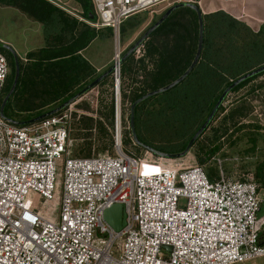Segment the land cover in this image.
<instances>
[{
  "label": "built area",
  "instance_id": "2783aa9c",
  "mask_svg": "<svg viewBox=\"0 0 264 264\" xmlns=\"http://www.w3.org/2000/svg\"><path fill=\"white\" fill-rule=\"evenodd\" d=\"M43 1L73 16L70 0ZM169 1L91 0L90 25L111 29L115 41L116 104L121 24ZM9 74L0 53V104ZM116 113L114 156L88 158L71 156L70 111L25 125L0 114V264H242L264 256L253 171L225 174L218 160L210 180L185 162L189 153L165 159L144 150L140 159L122 150ZM113 205L123 206L120 232L104 221Z\"/></svg>",
  "mask_w": 264,
  "mask_h": 264
},
{
  "label": "trees",
  "instance_id": "16d2710c",
  "mask_svg": "<svg viewBox=\"0 0 264 264\" xmlns=\"http://www.w3.org/2000/svg\"><path fill=\"white\" fill-rule=\"evenodd\" d=\"M72 1L80 8L79 18L83 21L67 15L43 0H0V7L18 10L28 19L38 23L45 41L42 48L25 56V63L18 58L20 75L15 91L5 106V116L27 113L36 114L32 115V118H35L42 115L46 112L40 113L41 110L50 106L55 109L104 73L98 74L81 55L101 32L90 25L96 23L91 0ZM133 18L130 17L121 24L119 39L128 30L139 26V22ZM202 18L203 49L194 70L181 84L167 92L166 98H163L164 95L150 98L139 104L134 111L136 117L137 114L155 110L156 124L160 127L166 126L178 134L176 144H172L175 148L178 147L177 150L164 154L182 152L209 115L221 93L239 77L264 65V25L253 34L244 24L223 12L203 15ZM104 30H107V36L113 34L111 29ZM220 39H223L222 43L218 42ZM197 41L196 14L188 8L171 13L145 41L144 53L141 59L136 61L140 66L138 73L141 69L145 70L148 63L151 71L145 74L148 88L135 97L134 101L148 93L146 89L155 91L178 79L191 64ZM0 53L5 55L10 67L3 92L4 98L12 85L15 67L9 52L0 49ZM133 56L120 65V72L132 70ZM255 59L258 61L255 62ZM263 75L264 72L242 82L233 88L231 93H236ZM191 85H196L193 92L189 89ZM203 90L207 91V101L202 104L199 99L201 100L200 93ZM154 100L157 103L155 109ZM223 110L220 106L212 122ZM246 116L244 108L239 107L231 110L225 120L237 122ZM220 131V128L213 130L216 136L214 141L219 138ZM251 142L254 146L255 141ZM251 150L253 151L254 147ZM254 174L260 192L264 189V161L256 167Z\"/></svg>",
  "mask_w": 264,
  "mask_h": 264
},
{
  "label": "rangeland",
  "instance_id": "374dc122",
  "mask_svg": "<svg viewBox=\"0 0 264 264\" xmlns=\"http://www.w3.org/2000/svg\"><path fill=\"white\" fill-rule=\"evenodd\" d=\"M183 2H190L197 6L198 4L211 6L218 2L216 6L225 9L231 15H233L231 7L238 5L240 11L238 16L234 17L239 20L236 21L244 24L253 34L258 32L259 26L264 25V0H170L153 8L150 12L147 11L133 16V20L138 21L139 26L133 30H128L125 35L120 36L119 48L121 56L169 7ZM68 6L73 9V16H69H80V8L72 0H70ZM209 9L214 11L215 7L213 6V8ZM100 30V36L82 51L84 59L97 70L98 74L113 67L115 60L113 34L107 36V30ZM222 40L220 39L218 42L222 43ZM44 44L42 29L38 23L28 19L18 10L0 7V46L5 45L11 48L19 60L25 63V56L29 52L42 48ZM140 50L142 52L145 50V44ZM133 59L132 70L125 73L121 72L120 100L117 104L115 101V79L113 75H110L102 84L85 93L66 109L68 113L69 111L71 113L69 147L73 158L114 156L113 145L115 127L117 125L116 109L119 111L117 122L120 129L122 150L128 151L140 159L148 157L142 146L138 145L137 147L132 143L129 128V111L135 97L143 93L145 88H148L145 74L151 71V66L149 63L146 64V69H141L138 73L140 66L136 61L141 58L138 55H134ZM257 61L258 59L255 62ZM195 87L196 85H191L189 88L190 92H193ZM146 92H150V90L146 89ZM166 93L157 96L164 95L163 98H166L168 96ZM200 94L202 96L199 102L201 101L203 104L207 101V91L203 90ZM156 105L157 103L154 100V109L157 107ZM222 107L224 108L222 113L204 131L185 158V162L189 165L202 166L204 173L210 180L218 178L219 168L216 164L218 160L222 161L221 168L225 174H229L234 170L239 173L246 171L255 172L256 167L264 161V75L259 76L236 93L230 92L225 98ZM239 107L244 108V112L247 114L245 118L237 120V122L225 120L231 110ZM52 108L54 107L45 108L40 113L47 112ZM147 112L137 114L134 117L135 134L140 145L147 146L157 152L161 151V153H173L176 151L178 147L175 148L172 144H176L175 142L179 138L178 134L166 126L160 127L156 124L155 110ZM32 115L36 114L22 113L14 114L12 117L6 116L15 122H25L23 120L32 119ZM219 128L221 129L218 134L219 138L214 141L216 136L213 130ZM224 131H227V133H224ZM252 140L255 141L254 146L251 142ZM177 144L179 145L178 142ZM252 147H254L253 151L251 150ZM260 198L264 202V189L260 190ZM263 214L264 204L258 217ZM242 264H264V256Z\"/></svg>",
  "mask_w": 264,
  "mask_h": 264
},
{
  "label": "water",
  "instance_id": "95a60500",
  "mask_svg": "<svg viewBox=\"0 0 264 264\" xmlns=\"http://www.w3.org/2000/svg\"><path fill=\"white\" fill-rule=\"evenodd\" d=\"M182 8L191 9L196 14L197 20H198V41H197L196 53L194 55V58L190 64V66L187 68V70L178 79H176L172 83L166 85L163 88L148 92L145 95L141 96L136 101H134L132 103V105L130 107V111H129V128H130L131 138H132V141L134 142V144L137 147H138V145L142 146L145 149V151L151 153L152 155H154L156 157L165 158V159H179V158L185 157L190 152V150H191L192 146L195 144V142L202 136L204 131L211 124V122H212L214 116L216 115L218 109L220 108V106L223 105L225 98L232 91V89L235 88L236 86H238L239 84H241L242 82L264 72V65H263L257 69H254L253 71L239 77L237 80H235L233 83H231L221 93V95L219 96L218 100L216 101L214 107L210 111L209 115L207 116V118L205 119L203 124L200 126V128L196 131V133L192 136V138L190 139V141L188 142V144L186 145L185 149L182 152L176 153V154H164V153L157 152V151H155V150H153L147 146L140 145L139 141L137 140V137L135 134V129H134V111H135V108L139 104H141L142 102L146 101L147 99L155 97V96L160 95V94H163L165 92H168V91L172 90L174 87H176L177 85H179L181 82H183L190 75V73L194 70V68L196 67V65L200 59L202 49H203L204 28H203L202 13H201L199 7L193 3H185V2L176 3V4L172 5L171 7H169L162 14V16L156 22H154L146 30V32L137 41H135V43L122 55V57L120 58L119 63H118L119 65H121L130 56H133L135 51L142 44L145 43V41L148 39V37L171 15V13H173L174 11H176L178 9H182ZM91 17L93 18V16H91ZM0 47H1L0 49H4L12 55L13 60H14V67H15L14 78H13V82H12V85L10 87V90L4 96V98L2 99V102L0 104V114L4 119L8 120L9 122H11L12 124H15V125L32 124V123L38 122L44 118L56 115V114L64 111L70 105H72L75 101H77L80 97H82L85 93H87L88 91H90L94 87L98 86L103 80H105L107 77H109L114 70V66L111 67L110 69L105 71L103 74H101L99 77H97L94 81L89 83L86 87H84L77 94H75L73 97H71L69 100L62 103L61 105H59L55 109L49 110L46 113L39 115V116H37L31 120L25 121V122H15L11 119H8L4 115V109H5V106L8 102V100L10 99L12 94L14 93L15 88H16L17 83H18V79H19V75H20L19 62H18L17 55L15 54V52L11 48H9L8 46H5V45L0 46ZM104 221L114 232H120L123 229V227L125 226V214H124L123 206L122 205H113L111 208L106 210L104 213Z\"/></svg>",
  "mask_w": 264,
  "mask_h": 264
},
{
  "label": "crops",
  "instance_id": "0c3cea01",
  "mask_svg": "<svg viewBox=\"0 0 264 264\" xmlns=\"http://www.w3.org/2000/svg\"><path fill=\"white\" fill-rule=\"evenodd\" d=\"M227 1H233V0H227ZM218 4V2L216 3V4H212L211 6H202V5H200V4H198V7H199V9H200V11H201V13H202V16L204 15H209V14H212V13H216V12H223V13H226L228 16H230V17H232L233 19H235V20H239V19H237V17H234V16H238V14H239V7H238V5L237 6H233V7H231V13H233V15H231L230 13H227V11L225 10V9H222V8H220L219 6H216ZM213 6L215 7V10L214 11H211V9H209V8H213ZM205 7V8H204ZM228 7V9H230V7L229 6H227ZM206 10V11H205ZM260 27L261 26H259V29H260ZM81 55H82V52H81ZM83 56V55H82ZM84 58V57H83ZM95 69V68H94ZM96 70V69H95ZM97 71V70H96ZM259 195H260V192H259ZM264 204V202H263V200H262V205ZM261 208H262V206H261ZM261 212V211H260ZM261 217H264V214L262 215V216H260L259 218H261ZM263 235H264V232H263Z\"/></svg>",
  "mask_w": 264,
  "mask_h": 264
},
{
  "label": "bare ground",
  "instance_id": "6f19581e",
  "mask_svg": "<svg viewBox=\"0 0 264 264\" xmlns=\"http://www.w3.org/2000/svg\"><path fill=\"white\" fill-rule=\"evenodd\" d=\"M156 169H158V168H156ZM156 169H149V171L154 172V173H159L161 171V169H159V170H156Z\"/></svg>",
  "mask_w": 264,
  "mask_h": 264
},
{
  "label": "flooded vegetation",
  "instance_id": "af4514ba",
  "mask_svg": "<svg viewBox=\"0 0 264 264\" xmlns=\"http://www.w3.org/2000/svg\"><path fill=\"white\" fill-rule=\"evenodd\" d=\"M190 66V65H189Z\"/></svg>",
  "mask_w": 264,
  "mask_h": 264
}]
</instances>
